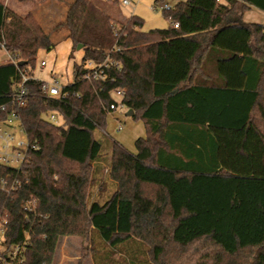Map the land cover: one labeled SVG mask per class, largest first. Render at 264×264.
I'll return each mask as SVG.
<instances>
[{
	"label": "trees",
	"instance_id": "16d2710c",
	"mask_svg": "<svg viewBox=\"0 0 264 264\" xmlns=\"http://www.w3.org/2000/svg\"><path fill=\"white\" fill-rule=\"evenodd\" d=\"M251 7L264 12V0H182L162 9L167 27L142 31L137 15L121 22L70 0L52 30L65 29L68 58L78 45L82 57L56 98L33 74L37 52L58 43L51 30L0 2L10 57L0 61V122L16 118L28 142L20 168L0 163L1 256L26 240L22 264H53L60 237L97 230L110 245L146 242L160 264H264V23L243 20ZM107 59L113 81L83 78ZM116 87L146 135L135 153L113 142L116 189L100 203L88 191L101 160L94 132L107 127Z\"/></svg>",
	"mask_w": 264,
	"mask_h": 264
},
{
	"label": "rangeland",
	"instance_id": "374dc122",
	"mask_svg": "<svg viewBox=\"0 0 264 264\" xmlns=\"http://www.w3.org/2000/svg\"><path fill=\"white\" fill-rule=\"evenodd\" d=\"M1 1L8 2L10 5L18 7L19 12H17V14L24 17L23 15L26 13V0ZM103 1L109 6L108 9L115 11V16H118L116 11L120 12L124 17L137 15L142 19V26L139 29L148 31L150 29L167 27L169 21L163 15V6L168 5L169 7H173L178 1L182 0H130V5L127 6L120 3L114 5L115 3L109 0ZM31 4V6L35 7L34 11L41 5L57 6V9L52 6L56 11H53L55 14L51 18H47L42 14L38 19L36 18L43 30H51V38L58 43L51 51L39 50L37 52L33 74L40 80L52 81L53 78H56L62 84H66L72 80L73 62H80L79 52L81 51L80 49H76L72 53V57L68 58V42L61 40L65 33V29L59 28L52 30L53 26L64 17L66 1L32 0ZM245 19L252 20L256 18L252 12H247L245 13ZM9 58L6 51L0 49V61L8 60ZM41 60H44L46 63L43 67L39 65ZM113 97L115 100L119 98L116 95H113ZM14 124L16 126V123ZM9 131L13 132L17 138L24 139L23 133L19 131L18 128H11ZM94 135L102 146L101 160L94 164L88 191L91 200L102 203L109 198L116 189V184L110 179L111 146L113 142L119 143L129 152L135 153V140L144 137L146 135V130L141 119L134 120L126 110L116 109L108 113L105 131L96 130ZM53 264L160 263L152 261L150 246L144 241L131 239L117 245H110L102 239L97 230H93L84 237L79 235H66L60 237L55 250Z\"/></svg>",
	"mask_w": 264,
	"mask_h": 264
},
{
	"label": "built area",
	"instance_id": "2783aa9c",
	"mask_svg": "<svg viewBox=\"0 0 264 264\" xmlns=\"http://www.w3.org/2000/svg\"><path fill=\"white\" fill-rule=\"evenodd\" d=\"M113 3H120L124 6L130 5V0H109ZM164 9H169L168 5L163 6ZM174 27H177V24L174 23ZM40 67L46 65L44 60L39 62ZM116 65L115 62L107 59L103 63L100 64H93L91 62L88 63V67L90 71L84 74L83 78L89 79L92 78L96 81L101 82H108L113 81V77L109 75V68L114 67ZM21 83L17 88L14 96L18 100L19 104H24L25 97L28 94V88L24 85V82L27 80V76L22 74L21 76ZM41 92L44 95L49 97H56V98H65L67 96V92L63 90V86L58 79L53 78L52 81H45L41 80ZM112 95H116L118 100L114 99V102L109 104V110L112 112L116 109L119 110H126L122 98L124 95V90L121 88H113L111 91ZM114 98V97H113ZM127 111V110H126ZM45 118L49 121L54 123H61V119L59 115L55 112L48 113ZM16 123V126L15 124ZM11 128H18L19 131L22 132L21 128L18 125V121L13 116H9L4 121L0 122V163H3L8 166L20 168L21 164L25 160L26 152L28 149V142L24 136V139L17 138L13 132L9 131ZM23 133V132H22ZM24 135V134H23ZM6 183L2 181L0 183V188H5ZM6 189V188H5ZM5 222H0V240L3 239L4 231H5ZM24 243L21 245H15L10 247L4 256L2 257L0 254V260H2L5 264H22L23 257H22V249L24 247ZM1 250V248H0Z\"/></svg>",
	"mask_w": 264,
	"mask_h": 264
},
{
	"label": "crops",
	"instance_id": "0c3cea01",
	"mask_svg": "<svg viewBox=\"0 0 264 264\" xmlns=\"http://www.w3.org/2000/svg\"><path fill=\"white\" fill-rule=\"evenodd\" d=\"M1 1V0H0ZM66 2H69L70 0H65ZM96 4H98V6L108 15H110L112 18L116 19V20H119V21H126L129 17H124L120 12L116 11L117 15L118 16H115V11H111L109 8L108 5H106L105 1L103 0H93ZM2 2V1H1ZM32 0H26V15L29 14V13H32L37 19L38 17L42 14L44 16H46L47 18H51L52 16H54V12L56 11L57 9V6L56 5H41V6H38L37 7V10L34 11L35 7L34 6H31ZM5 6H7L8 8H10L13 12L17 13L19 12L18 10V7L16 6H12L10 5L8 2H2ZM45 4V3H44ZM113 4V3H112ZM118 3H115L114 5H116ZM29 5V6H28ZM52 6H54L56 9H54ZM54 11V12H53ZM247 12H252L254 17L256 19H252V20H246L245 19V13ZM243 14V20L244 21H248V22H258V23H264V12H261L260 10L254 8V7H251L250 10H247ZM25 14L23 16H25ZM19 15V14H18ZM21 16V15H20ZM63 41H67L68 42V55H69V52H70V49H71V42L69 39H64ZM80 53V60H81V57H82V51L79 52ZM74 58V57H73ZM74 63V62H73ZM73 70V69H72ZM35 77V76H34ZM36 79H39L37 77H35ZM40 80V79H39Z\"/></svg>",
	"mask_w": 264,
	"mask_h": 264
},
{
	"label": "water",
	"instance_id": "95a60500",
	"mask_svg": "<svg viewBox=\"0 0 264 264\" xmlns=\"http://www.w3.org/2000/svg\"><path fill=\"white\" fill-rule=\"evenodd\" d=\"M77 49L79 50V49H81V45H78L77 46ZM183 85H181L180 87H182Z\"/></svg>",
	"mask_w": 264,
	"mask_h": 264
}]
</instances>
